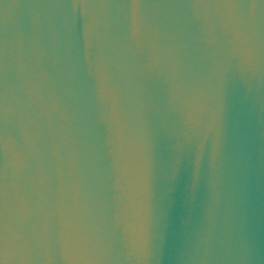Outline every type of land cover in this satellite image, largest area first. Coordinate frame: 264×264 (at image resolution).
Masks as SVG:
<instances>
[{"label": "water", "instance_id": "95a60500", "mask_svg": "<svg viewBox=\"0 0 264 264\" xmlns=\"http://www.w3.org/2000/svg\"><path fill=\"white\" fill-rule=\"evenodd\" d=\"M0 264H264V0H0Z\"/></svg>", "mask_w": 264, "mask_h": 264}]
</instances>
